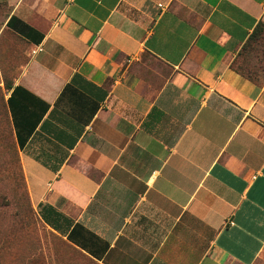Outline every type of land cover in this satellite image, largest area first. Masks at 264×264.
Here are the masks:
<instances>
[{
    "label": "crops",
    "instance_id": "1",
    "mask_svg": "<svg viewBox=\"0 0 264 264\" xmlns=\"http://www.w3.org/2000/svg\"><path fill=\"white\" fill-rule=\"evenodd\" d=\"M0 6L29 49L4 100L52 233L85 264H264V80L230 66L264 0Z\"/></svg>",
    "mask_w": 264,
    "mask_h": 264
},
{
    "label": "rangeland",
    "instance_id": "2",
    "mask_svg": "<svg viewBox=\"0 0 264 264\" xmlns=\"http://www.w3.org/2000/svg\"><path fill=\"white\" fill-rule=\"evenodd\" d=\"M6 14L0 6V264H85L43 224L29 200L2 105L3 81L29 49L4 27Z\"/></svg>",
    "mask_w": 264,
    "mask_h": 264
},
{
    "label": "trees",
    "instance_id": "3",
    "mask_svg": "<svg viewBox=\"0 0 264 264\" xmlns=\"http://www.w3.org/2000/svg\"><path fill=\"white\" fill-rule=\"evenodd\" d=\"M12 20L13 18H10V20L6 23L8 28L11 27ZM230 66L234 71H236L237 73L241 74L242 76L246 77L248 80L254 83H261L264 80V24L263 23L257 24V26L249 35L247 41L243 44V46L241 47L240 51L238 52V54L236 55ZM10 87L11 85L8 81H3L2 105H3L4 116L8 125L9 134L11 136L13 145L16 149V153L18 156V148L12 136V129L10 126L8 112L4 100L5 90H8ZM21 172H22V168H21ZM22 176H23V172H22Z\"/></svg>",
    "mask_w": 264,
    "mask_h": 264
},
{
    "label": "built area",
    "instance_id": "4",
    "mask_svg": "<svg viewBox=\"0 0 264 264\" xmlns=\"http://www.w3.org/2000/svg\"><path fill=\"white\" fill-rule=\"evenodd\" d=\"M42 50H43V47L41 44H39V45L35 46L33 49H31L30 55L31 56L36 55L37 53H39Z\"/></svg>",
    "mask_w": 264,
    "mask_h": 264
}]
</instances>
